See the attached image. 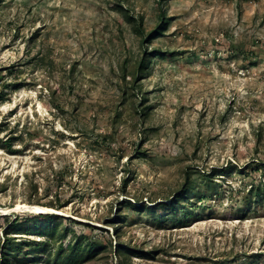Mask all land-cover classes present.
<instances>
[{
  "label": "rangeland",
  "instance_id": "1",
  "mask_svg": "<svg viewBox=\"0 0 264 264\" xmlns=\"http://www.w3.org/2000/svg\"><path fill=\"white\" fill-rule=\"evenodd\" d=\"M17 216L24 264H264V0H0V251Z\"/></svg>",
  "mask_w": 264,
  "mask_h": 264
},
{
  "label": "trees",
  "instance_id": "2",
  "mask_svg": "<svg viewBox=\"0 0 264 264\" xmlns=\"http://www.w3.org/2000/svg\"><path fill=\"white\" fill-rule=\"evenodd\" d=\"M163 19V18H162ZM127 20L128 22H130L131 24L133 23L134 26V30L137 34L141 35L142 37L145 36V31L143 29V25H142V21L138 22L137 21H133L134 18L131 16H127ZM165 23V22H164ZM166 24V23H165ZM163 25L159 26L158 28H156L154 31H152L151 33H149L148 38L151 39L154 36L161 34V28ZM150 56L148 54H144L142 56V59L139 61V69L138 71H143L146 70L149 62H150ZM192 190V187L189 185L186 189H185V193L184 191L181 192L179 194V196L175 199H172V201L169 204V207H173V208H177L179 207V204H181L182 199L187 198V196L190 194ZM164 205H160V206H165L166 207V203H161ZM59 208H62V206H60ZM42 216L45 217V221L43 223V225L47 226L46 227V235L48 236L49 240L54 239V231H51L52 228L51 226H49L50 224V220L53 219V217H56L57 215L55 214H41ZM19 224V217L17 216V218L15 219V224L13 225V227L6 232L5 234V242H4V246L2 247L0 254H1V262L2 264H24L21 263V258L20 256L23 254V245L24 242L23 241H18V237H8L10 236V234L12 233L11 231L13 230H17L20 227ZM22 238V237H20ZM101 246H98L95 243H91V242H87V241H83L82 238L77 239L76 242L74 243L72 250L70 252H65L63 249H60L57 254H56V260H58L59 262H64L66 264H70V263H75L78 262L76 261L77 259H83V258H91L93 256H95L96 253H98L101 250ZM135 253V252H134Z\"/></svg>",
  "mask_w": 264,
  "mask_h": 264
},
{
  "label": "bare ground",
  "instance_id": "3",
  "mask_svg": "<svg viewBox=\"0 0 264 264\" xmlns=\"http://www.w3.org/2000/svg\"><path fill=\"white\" fill-rule=\"evenodd\" d=\"M21 209H27L29 211H32L33 213H46V212H56L53 209L41 207V206H30V205H19L17 207V210Z\"/></svg>",
  "mask_w": 264,
  "mask_h": 264
}]
</instances>
